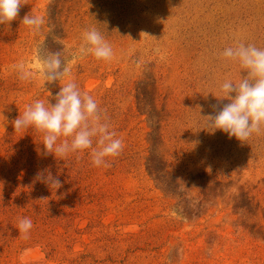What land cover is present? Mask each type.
Here are the masks:
<instances>
[{
  "label": "rangeland",
  "instance_id": "rangeland-1",
  "mask_svg": "<svg viewBox=\"0 0 264 264\" xmlns=\"http://www.w3.org/2000/svg\"><path fill=\"white\" fill-rule=\"evenodd\" d=\"M22 4L0 24V264H264V130L241 143L202 117L229 103L216 97L221 83L247 75L218 53L237 41L264 48V0ZM27 14L44 18L39 32L21 23ZM90 28L113 59L88 55L71 71L123 141L107 168L92 166L90 149L44 156L42 134L12 126L35 100L54 104L64 82L44 85L40 59L75 51ZM19 62L33 79H19ZM45 170L58 190L35 179ZM24 193L29 210L16 208Z\"/></svg>",
  "mask_w": 264,
  "mask_h": 264
},
{
  "label": "clouds",
  "instance_id": "clouds-1",
  "mask_svg": "<svg viewBox=\"0 0 264 264\" xmlns=\"http://www.w3.org/2000/svg\"><path fill=\"white\" fill-rule=\"evenodd\" d=\"M22 6V0H0V24L9 25L17 18ZM21 23L31 31L39 32L45 21L40 15L27 14ZM65 51L48 52L37 65L44 85L46 82L52 84L64 81L53 97L55 103L35 100L12 121V126L15 132H27L32 128L42 134L44 156L53 155L63 161L70 154H77L79 158L85 150L90 149L92 166L110 167L107 158L118 157L122 153L123 141L117 138L114 130H110L107 117L97 101L91 95L81 92L72 78L71 68L77 59L88 55L96 60L111 61L113 48L96 28H90L82 33V42L75 51L64 55ZM218 58L237 64L241 70H246L247 75L238 82L226 79L221 83L220 95L216 97L226 99L229 103L224 104L215 115L202 117L206 118V127L210 133L220 130L229 138L235 137L242 143L254 133L264 130V48L237 41L219 52ZM12 68L18 72L22 81H30L34 77L33 70L24 62ZM35 179L47 184L50 189L58 190L62 186L60 180L48 170L38 172ZM32 227L30 218H19L17 228L23 238H28Z\"/></svg>",
  "mask_w": 264,
  "mask_h": 264
},
{
  "label": "trees",
  "instance_id": "trees-1",
  "mask_svg": "<svg viewBox=\"0 0 264 264\" xmlns=\"http://www.w3.org/2000/svg\"><path fill=\"white\" fill-rule=\"evenodd\" d=\"M19 197H21L22 199L18 198L16 208H18L19 210H23V205H27V208L29 210L30 208L28 207L29 206L28 204H29L30 200H29V198H27V194L26 193L20 194ZM0 206L5 210V206H2V205H0ZM10 209L14 210L15 208L12 209V206H10Z\"/></svg>",
  "mask_w": 264,
  "mask_h": 264
}]
</instances>
